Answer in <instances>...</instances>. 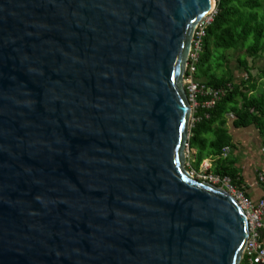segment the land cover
Wrapping results in <instances>:
<instances>
[{
	"label": "water",
	"instance_id": "95a60500",
	"mask_svg": "<svg viewBox=\"0 0 264 264\" xmlns=\"http://www.w3.org/2000/svg\"><path fill=\"white\" fill-rule=\"evenodd\" d=\"M211 7L0 0V264L242 263L244 210L187 168Z\"/></svg>",
	"mask_w": 264,
	"mask_h": 264
},
{
	"label": "trees",
	"instance_id": "16d2710c",
	"mask_svg": "<svg viewBox=\"0 0 264 264\" xmlns=\"http://www.w3.org/2000/svg\"><path fill=\"white\" fill-rule=\"evenodd\" d=\"M233 51L241 52L238 63L246 72L241 82L235 81L231 69ZM261 59L264 60V0H220L203 40L196 78L210 87L225 88L231 83L232 88L213 108L198 111L201 120L192 129L190 139L191 149L198 153L188 167L190 172H199L210 158L211 173L228 176L235 185L239 183L236 162L230 155L224 157L223 150L235 147L230 123L236 129L254 126L264 139V67L256 66ZM241 264L249 262L245 258Z\"/></svg>",
	"mask_w": 264,
	"mask_h": 264
},
{
	"label": "built area",
	"instance_id": "2783aa9c",
	"mask_svg": "<svg viewBox=\"0 0 264 264\" xmlns=\"http://www.w3.org/2000/svg\"><path fill=\"white\" fill-rule=\"evenodd\" d=\"M220 2V0H216ZM217 10L207 16L203 22L199 25L194 39L193 48L190 54V60L188 64V70L186 76H184V86H186L189 100L193 108V117L191 121V131L200 122V118L197 116L200 109L213 108L221 96L232 88V84L229 83L227 87L214 88L208 86L205 82L196 78L197 62L200 57V52L203 48V40L206 37V31L213 23ZM202 99H207L203 101ZM209 116H207L208 118ZM230 118H234L230 115ZM188 158H190L191 147L188 149ZM231 153L230 147H225L223 150L224 157L229 156ZM190 166V164H189ZM211 164L205 161L202 164L200 173L204 174L199 178L200 181L211 183L212 185L225 188L228 193L231 194L241 205L248 220V233L249 237L244 250L243 260L246 258L250 264H264V245L261 242V233L264 229L263 215H264V199L257 204L253 203L250 199L238 190L232 183V179L228 176L222 177L211 173ZM194 176L200 175L197 171L191 172ZM203 179V180H201ZM260 181L264 183V174L261 175Z\"/></svg>",
	"mask_w": 264,
	"mask_h": 264
},
{
	"label": "crops",
	"instance_id": "0c3cea01",
	"mask_svg": "<svg viewBox=\"0 0 264 264\" xmlns=\"http://www.w3.org/2000/svg\"><path fill=\"white\" fill-rule=\"evenodd\" d=\"M259 61L264 60H258L257 63ZM232 71L234 73L233 69ZM234 78L236 79L235 73ZM229 132L235 144V147L231 148L230 156L234 158L239 171V183L236 185L233 181L232 183L238 190H241L245 197L257 204L264 199V183L260 181L261 175L264 174V139L254 126L236 129L230 123ZM197 153L196 149H191L192 156L189 158V167ZM205 161H208L212 166V159L209 158ZM261 242L264 245V229L261 233Z\"/></svg>",
	"mask_w": 264,
	"mask_h": 264
},
{
	"label": "rangeland",
	"instance_id": "374dc122",
	"mask_svg": "<svg viewBox=\"0 0 264 264\" xmlns=\"http://www.w3.org/2000/svg\"><path fill=\"white\" fill-rule=\"evenodd\" d=\"M218 3L219 2L216 3L215 11L217 10ZM230 56H231V69L234 70V73L236 75V79L235 78L234 79L237 82H241L246 77V72L244 70H242V68L239 67V63H238V57L241 56V52L233 51V52H231ZM263 64H264V61H259L258 63H256V66H257V68H262ZM255 73H257V72L255 71ZM191 156L192 155L190 154V158H191ZM188 160H189V158H188ZM188 167H189V162H188L187 168ZM198 174H200V175H196V177L198 179L204 175V174H202V172L201 173L198 172ZM201 180H203V179H201Z\"/></svg>",
	"mask_w": 264,
	"mask_h": 264
},
{
	"label": "bare ground",
	"instance_id": "6f19581e",
	"mask_svg": "<svg viewBox=\"0 0 264 264\" xmlns=\"http://www.w3.org/2000/svg\"><path fill=\"white\" fill-rule=\"evenodd\" d=\"M216 3H217L216 0H212V7H211V10H210V12L208 13L207 16H209L210 14H212L214 12L215 7H216Z\"/></svg>",
	"mask_w": 264,
	"mask_h": 264
}]
</instances>
